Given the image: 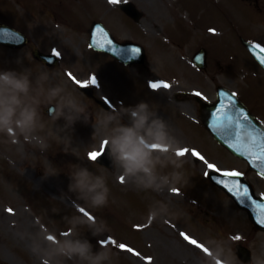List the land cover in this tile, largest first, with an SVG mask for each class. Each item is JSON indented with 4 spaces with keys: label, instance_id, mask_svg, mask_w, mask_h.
Here are the masks:
<instances>
[{
    "label": "rangeland",
    "instance_id": "374dc122",
    "mask_svg": "<svg viewBox=\"0 0 264 264\" xmlns=\"http://www.w3.org/2000/svg\"><path fill=\"white\" fill-rule=\"evenodd\" d=\"M124 5L138 9L141 26L137 29L119 13L108 14L119 12V6ZM54 12L55 16L50 13L53 18L38 13L37 24L24 19L27 15L23 14L21 27L31 31L41 51L59 53L58 65H33L21 52L1 59L0 70L31 68L33 75L48 72V86H65L85 105L90 118L85 122L82 115L72 127L65 128L63 119L55 124L43 109L46 131L53 132L44 151L35 144H12L0 136V264H41L42 257L49 258L51 264H79L52 255L55 246L50 242L66 231L73 238L89 239L94 251L102 246L111 248L112 258L106 264H210L205 258L211 255L205 243L213 248L223 246L225 251L231 247L236 264H246L247 259L252 264L254 257L264 260V233L256 231L246 214L205 176L214 171L209 164L221 172L245 173L260 195H264V181L194 125L196 120L191 115L195 93L214 100L218 85L242 93L241 100H248L245 104L251 110L250 101H257L264 113V80L252 77L256 75L253 66L245 69L247 57L236 41L237 32L245 38H263L264 24L253 22L254 16L250 22L249 12L232 0H66ZM95 17L105 23L107 19V26L118 38H133L141 44L149 52L145 67L125 68L88 49L86 36L81 33ZM223 20L226 25L231 23L230 30L227 26L214 27L215 33H208L214 41L207 40L204 29ZM201 48L208 54L206 72L196 70L190 61ZM92 78L97 81L95 85L90 83ZM153 83L170 87L153 89ZM79 85L94 86L98 96L113 107L149 102L167 120L181 148L189 150L185 154L188 186L176 191H145L133 181L122 180L120 169L112 161L105 167L89 161L90 153L106 148L104 129L97 121L107 111L79 92ZM245 91L250 96L244 95ZM258 117L264 121V115L258 113ZM191 150L203 159H190ZM76 165L106 177L110 189L106 207L94 209L69 190L70 173ZM150 210L158 213L151 224ZM81 214L97 218L100 228V222H105L107 231L94 237ZM241 243L249 249V258L246 252L242 259L237 258L236 247Z\"/></svg>",
    "mask_w": 264,
    "mask_h": 264
},
{
    "label": "clouds",
    "instance_id": "9594fccd",
    "mask_svg": "<svg viewBox=\"0 0 264 264\" xmlns=\"http://www.w3.org/2000/svg\"><path fill=\"white\" fill-rule=\"evenodd\" d=\"M50 80L48 72L43 70L35 75L31 68L0 71V135L12 144H35L41 151L48 148L53 132L46 131L48 124L43 109H54L49 119L55 124L63 119L65 128L72 127L82 115L85 122L89 120L85 105L67 92L65 86L49 87ZM97 126L104 129L107 155L120 169L123 179L135 182L145 191H176L188 186L185 165L189 161L185 155H178L182 148L167 120L149 102L141 100L135 105L114 107L99 117ZM70 181L69 190L79 200L94 209L107 206L110 189L106 177L76 165ZM157 215L155 210H150L148 223L157 219ZM80 216L88 220L94 237L107 231L105 222H100L103 224L100 228L97 218L91 216L89 220V216ZM50 243L55 246L52 255L65 261L106 264L112 258L111 248L102 246L94 251L89 239L73 238L68 231ZM205 247L211 254L205 257L210 264H236L231 247L226 251L223 246L213 248L205 243ZM41 264H51V260L42 257ZM252 264H264V260L254 257Z\"/></svg>",
    "mask_w": 264,
    "mask_h": 264
},
{
    "label": "snow or ice",
    "instance_id": "6c2138e0",
    "mask_svg": "<svg viewBox=\"0 0 264 264\" xmlns=\"http://www.w3.org/2000/svg\"><path fill=\"white\" fill-rule=\"evenodd\" d=\"M110 2L115 3L118 2V0H110ZM108 43L111 44V41H108ZM101 47H103V45H101ZM259 50L262 53L261 57H259V61L261 64H264V48H259ZM119 51H127L131 54V57H135V55L138 54L139 49H120ZM54 55L59 56V53L54 52ZM199 59L200 58L197 57V60ZM96 82L97 81L95 78H92V80L90 81V83L93 85H95ZM151 87L153 89H157L160 87L168 88L170 87V85H168L167 83H153L151 84ZM195 95L200 96L201 94L197 92L195 93ZM220 96L224 98L226 94L220 93ZM234 97V93L230 96H227V103L225 104L222 102L218 108V112L222 113V115L217 116V119L220 121V123L217 125L218 130L226 139H236L239 142L241 140L240 129H245L246 131L244 134L251 137V146H249L248 144H243L242 146L244 147L245 151H247L248 155L257 162L255 166L260 169L258 174L264 176V144L261 143V138L264 137V131H260L256 128L248 115L244 114L243 110L238 107L237 102L234 100ZM188 151L189 150L186 148L181 149L178 152V155H185ZM100 155V152H92L89 154V158L92 160H96ZM192 155L203 159V157L195 151L192 152ZM208 167L209 169H213L214 172L218 174V176H222L225 178H235L232 180L231 187H229L227 183L221 181L220 179L219 182L223 183L224 187L227 188L229 192L233 193L234 196L240 198L242 203L247 201L251 206H255L261 212H264V205H260L256 200H253L251 195L249 194V188L246 185H242L240 183L239 177L242 176V173L237 171L221 172L220 170L215 169V167L211 164H209ZM121 179L123 180V178ZM81 211H83V209ZM85 214L87 215V213ZM89 218L92 217L89 216ZM258 223L264 224V217L259 218ZM185 239H187V237H185ZM191 243L195 244L196 242L193 240L191 241ZM120 247L123 248L124 245H120Z\"/></svg>",
    "mask_w": 264,
    "mask_h": 264
},
{
    "label": "water",
    "instance_id": "95a60500",
    "mask_svg": "<svg viewBox=\"0 0 264 264\" xmlns=\"http://www.w3.org/2000/svg\"><path fill=\"white\" fill-rule=\"evenodd\" d=\"M122 59V58H121ZM139 60H141V57L139 58ZM129 60H127V61H125V62H128ZM137 61H138V59H137ZM87 94H89L88 92H91L90 90H88V89H83ZM224 101H226V96L224 97V98H222L221 96H220V102H224ZM203 106V105H202ZM217 107V106H216ZM210 111L211 110H213L214 108H215V105H213L212 107H207ZM205 121V123H206V120H204ZM210 123H213V122H210ZM213 135H214V137L216 136L219 140H220V143H223V141L222 140H226L225 138H224V136L223 135H221V133H220V131L219 130H213ZM240 133H241V136L243 135V133L240 131ZM243 141H245L246 142V140H244V139H241V141H235V145H231V148L234 150V151H236V152H239L240 151V149H243V146H241V143H243ZM250 142V140H248L247 141V143H249ZM249 145V144H248ZM247 158L249 159V161L251 162V164L253 165V166H255V160L252 158V157H250V156H247ZM258 171H260V169H257ZM211 179L215 182V183H217V184H219L220 185V182H219V179L221 180V181H224L225 183H227L228 185H229V187H231L232 186V180L230 179H228V178H225V177H222V176H215V175H212L211 176ZM239 180H240V183L242 184V185H245L244 183V180L242 179V178H239ZM223 187H224V185H223ZM225 188V187H224ZM248 188H249V194L251 195V197H252V195H253V192H252V190H251V188L248 186ZM227 189V188H226ZM228 190V189H227ZM233 197H235V199L237 200V202H238V204L240 205V207L242 208V209H245V210H247V212H248V215H249V217H250V219L254 222V224L257 226V227H259V228H261V229H263L264 230V224H260V223H258V219L259 218H262V217H264V212H261L257 207H255V206H251L250 205V203L249 202H247V201H245V202H241V199L240 198H238V197H236V196H234L233 195V193H231V192H229ZM252 199L253 200H256L257 201V203L258 204H260V205H264V200H262V199H254L253 197H252Z\"/></svg>",
    "mask_w": 264,
    "mask_h": 264
},
{
    "label": "flooded vegetation",
    "instance_id": "af4514ba",
    "mask_svg": "<svg viewBox=\"0 0 264 264\" xmlns=\"http://www.w3.org/2000/svg\"><path fill=\"white\" fill-rule=\"evenodd\" d=\"M20 0H13V2L16 4V5H21L22 6V9L26 11L27 14H33V11L32 9H28L27 7L24 6V2H19ZM5 0H0V25H1V9L4 7V5H6L5 3ZM1 3H2V6H1ZM9 51H12L11 49H7ZM0 51H1V45H0Z\"/></svg>",
    "mask_w": 264,
    "mask_h": 264
},
{
    "label": "bare ground",
    "instance_id": "6f19581e",
    "mask_svg": "<svg viewBox=\"0 0 264 264\" xmlns=\"http://www.w3.org/2000/svg\"><path fill=\"white\" fill-rule=\"evenodd\" d=\"M100 149L102 150V152H101V156H100V159H101L103 162H105V163L109 162L111 159H110L109 156L107 155V149H106L105 147H103V146H102V148H100ZM8 152H11V151H8ZM189 158L192 159V158H193V155L190 154V155H189Z\"/></svg>",
    "mask_w": 264,
    "mask_h": 264
}]
</instances>
